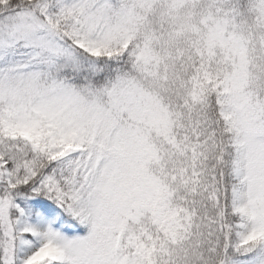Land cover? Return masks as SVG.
Listing matches in <instances>:
<instances>
[{
	"label": "snow or ice",
	"instance_id": "6c2138e0",
	"mask_svg": "<svg viewBox=\"0 0 264 264\" xmlns=\"http://www.w3.org/2000/svg\"><path fill=\"white\" fill-rule=\"evenodd\" d=\"M0 264H264V0H0Z\"/></svg>",
	"mask_w": 264,
	"mask_h": 264
}]
</instances>
